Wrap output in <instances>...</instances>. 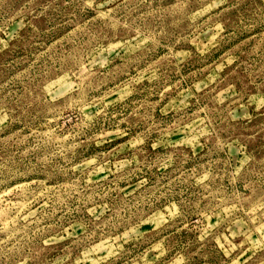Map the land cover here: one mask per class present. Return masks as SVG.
<instances>
[{
    "label": "rangeland",
    "instance_id": "obj_1",
    "mask_svg": "<svg viewBox=\"0 0 264 264\" xmlns=\"http://www.w3.org/2000/svg\"><path fill=\"white\" fill-rule=\"evenodd\" d=\"M0 264H264V0H0Z\"/></svg>",
    "mask_w": 264,
    "mask_h": 264
}]
</instances>
